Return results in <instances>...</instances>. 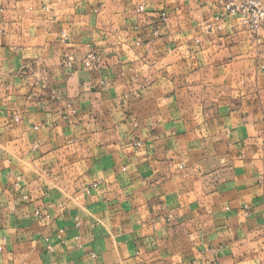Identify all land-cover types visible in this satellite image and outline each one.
<instances>
[{"label": "crops", "instance_id": "0c3cea01", "mask_svg": "<svg viewBox=\"0 0 264 264\" xmlns=\"http://www.w3.org/2000/svg\"><path fill=\"white\" fill-rule=\"evenodd\" d=\"M227 1L0 0V264H264V25Z\"/></svg>", "mask_w": 264, "mask_h": 264}, {"label": "built area", "instance_id": "2783aa9c", "mask_svg": "<svg viewBox=\"0 0 264 264\" xmlns=\"http://www.w3.org/2000/svg\"><path fill=\"white\" fill-rule=\"evenodd\" d=\"M223 7L228 15L236 17L241 25L245 27L250 33L256 34L264 25V0H235L223 2ZM223 15V14H222ZM222 16L217 18V28L221 29L222 25L219 20ZM168 19V13L163 12L161 21L165 22ZM155 35L159 34V27L154 31ZM65 34L63 33V36ZM140 45V42L137 43ZM99 55L94 51L88 52L83 59V64L88 69H93L98 65ZM67 67H73V58L68 57L64 60Z\"/></svg>", "mask_w": 264, "mask_h": 264}]
</instances>
